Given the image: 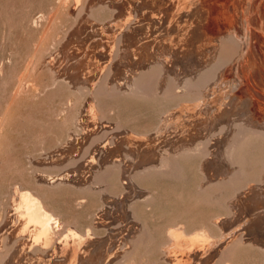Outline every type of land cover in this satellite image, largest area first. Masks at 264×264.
<instances>
[{
  "label": "bare ground",
  "instance_id": "bare-ground-1",
  "mask_svg": "<svg viewBox=\"0 0 264 264\" xmlns=\"http://www.w3.org/2000/svg\"><path fill=\"white\" fill-rule=\"evenodd\" d=\"M99 1H101L102 3L97 7V9H100V12L101 10H109V12H111L112 14L111 20L113 21L107 23L106 25L91 24V22L86 23L83 26H89L86 33L82 32V29L79 27V29L81 30L75 32V37L64 48V61H61L62 63L60 64V66H58L60 72L65 75V78L67 80L66 83H70L68 84V86L74 85L75 87L76 85L75 88H77L78 91L79 88L77 87V85L79 83L82 84L91 82L93 79H95L94 77L96 75L98 76L100 59L101 57L103 58L102 60L106 59L105 53L108 50L110 51V54L107 55L111 56L110 58L108 57L110 61L107 59L106 61H109L111 63V66L109 68L105 67L107 69L105 71V74L102 76V83H100V85H97L96 83L98 89L95 88L96 92H92L87 106L84 107L85 111H83V119L79 117L80 119H82L79 122H81L84 127H88L89 125H96V123L98 125V128L100 127V123L98 124V122L101 119H98L99 116L97 117V115H99L97 114V112L100 110L97 111V109H100L102 106L100 107V102L97 101L99 107H96L97 103L95 95H99L100 97V94L103 93L108 94L109 92H112L113 95L114 92L120 93L121 88L120 90H118V86L129 88V90L130 88L134 87L138 90L137 93L141 90V93L139 95L145 93V96H149L150 93H154V91H156L154 89L158 88L159 92H163H160L162 95L168 96L170 91H174L177 87L180 86V84H176L177 80L178 82L180 81L179 83H181V88L182 85L184 88H186L187 85L193 82L192 78H189V75L192 76L193 73L196 74L195 72H197L199 69L207 67L212 63L209 68L207 67V69H205L204 72H201L200 70L201 73L198 74L199 76L197 77V80H195L197 81V85H199L198 83H200L203 88L205 87L204 91L202 90L203 88L201 89V86H199V89L201 90L199 92L196 90V93L198 92L199 95L202 91L201 96L198 95V97L196 98V100H198L199 102L195 104H185L183 102L185 105L182 104V108L179 107L177 109H180V112H178V114H176L177 111L170 113L164 120L165 122L163 128L159 127L158 129H162V131L157 133L156 131H153L154 134H152V137H150L149 135L151 141L145 140L143 138L142 140H139V138L136 137L138 140L135 139V142L131 143L130 140L131 137H133V131L130 130V134L129 132H127L122 133L121 137L117 136V139L115 141L117 145L115 147L116 149H114L113 152H109L111 150L109 143H113V141L106 142L104 148L102 146V148L105 149V151H102V153H106L105 157H110L113 155L117 157V153L114 152L118 151L120 153L118 164L110 166L111 163L109 165L108 163L105 164V161L107 162L109 158H103L105 160L102 162V169L98 168L99 170L95 171L94 168L96 169V167L93 168V166H96V161L95 163H93L94 161L89 162L91 161L90 159L86 163L85 166H87L91 171L88 174L87 172L82 173L74 183H87L88 179L92 178V185H101L102 180H106L107 177L111 179L110 176L115 173L113 172V170H116V173H118V175L120 174V182L123 183L122 186L124 185V187L126 188L125 190H127V193H119L121 194L120 196H112V194L109 195V190L107 192H103V194L105 195L104 203L106 204L105 206H103L104 209L100 208L103 209L102 211L100 210L101 215L99 217L96 216V218H100L101 224L106 225V229L102 228V231L107 230V226L109 228V232L107 233V235L105 234V231L103 233L100 231L101 234H103V239H98L96 235L95 230H97L98 232L99 225L97 226V229L96 226L95 228L92 227L93 231H89V229H87L88 227H86L88 231L87 233L83 232L85 230L82 227V233H84L82 234L81 232H78V230L75 231L76 226L73 227L75 230L71 228V226L76 225V223L71 225L67 229L66 233L63 234L65 236L62 239H60L62 233L61 235L58 234L59 238H57L56 241L53 230L51 228L52 226L50 225L51 216H49V214L51 213L44 212L45 210H42L43 207H41L42 202L41 205L39 204L42 200V197L40 196L41 199H38L39 196H37V199H33V197L29 193H23V191L19 190L22 192V194H20L19 197V204H16V206H18V219L17 221L13 220L14 223L12 226H10L9 230L10 239L13 237L14 239H17H11L12 241H15L14 243H16V246L12 248L11 251L8 250L10 253L8 254V256H3V258L5 259H3L5 261V263L3 264H112L113 259L119 255H121L122 259L119 256V259L121 260L118 259L119 261L113 264H122L121 261H123V259H126L130 253L126 249H128V246L132 243L134 244V236H138L139 232L137 233V231L140 228V223H142L140 222V219L138 220L135 216L136 213L133 215V211L131 212V205L133 202H131V200H133V198L131 197H137L138 199V197L145 196H141V194H145V191L142 187H137V179L140 180L142 178L141 180H144L145 177L148 179V176H151L150 174L153 173L152 171L166 172L169 169L173 168L174 157L172 152L174 154L183 156H189L192 154L195 155V153H197L200 154V156L206 158L207 160L204 161V165L202 164L201 169L204 175L203 180H208V182L213 178L215 179V177L216 179L220 177L222 179L224 175L230 176V174L232 173L234 176L233 171H235V169L233 170V168H235L234 166L236 164L233 165V162L235 163V161L231 162L230 159L235 160V158H232V154L235 152V149L233 150V148H236V146L239 144L240 141H237L238 139L240 140V138H242L241 133L246 134L249 132L264 134V108L262 106V102L260 101L262 100V98L264 99V50H262V46L264 44V36L261 34V32L257 31L259 27L257 29L255 28V26H259L260 23L262 25V21L264 18V0L263 2H261L262 0H230L228 14L231 15V17L235 16V19H239L240 21L243 20L242 18L241 20L240 17H244V19L246 18L247 22H245L244 20V22L242 21V23H244V27H242L243 24L240 25L241 27L226 25V23H228L229 21L222 24L221 20L223 21V18L221 16V11L219 8H221L220 5H222L223 8L224 0ZM258 3H260L261 15L259 13V10H257ZM250 9L254 11L251 13ZM93 10H95V8ZM104 12L105 11H102L101 13ZM101 15L103 16V14ZM84 23L82 22V24ZM87 41H89L88 45ZM101 44H103L104 47L108 49L106 52H104L105 56H103L104 54L103 52H101L103 48ZM114 45H116L119 49L115 51V53H112ZM61 57L62 56H60V58ZM184 60L185 62H181ZM214 60L215 62H213ZM53 61L52 64L54 63ZM49 64H51V62ZM148 65H150L149 69ZM184 65L189 69L184 70ZM48 67L50 68V66ZM144 67L145 69L147 68V70H144ZM55 71L56 70H53L54 73H56ZM100 74H102V72ZM112 74L115 75V77L112 78L119 82V84H113L114 82H111L112 85H106L107 82L112 81L109 79ZM53 75L55 76V74ZM250 76L252 78L251 82H254L255 87L257 86L259 89H261V91L256 90L258 88L254 89L252 86H250ZM65 78L63 79V81H65ZM175 78H177V80ZM56 80L58 82L57 76L55 77V81ZM60 82H62V80ZM88 85L92 86V89H94L95 83H88ZM197 85L192 84L191 86H194V88L196 89ZM191 86L187 87L188 89L186 88L184 92L192 88ZM79 87H81L80 89L84 90L88 88L82 87L81 85ZM90 88L91 87H89V89ZM135 89L133 93L134 95L136 92ZM81 91L78 92L81 93ZM84 92H82V94ZM98 92H100V94H98ZM125 92L128 93L127 90ZM87 93L83 95H90L91 90H89V92L87 91ZM196 93L194 94L193 92L191 94H193L192 96H194L196 95ZM110 94L111 93H109V95ZM141 96H144V94H142ZM98 99L99 98H97V100ZM260 106H262V108ZM99 118H101V116ZM102 121H104V123L106 122L105 119H103ZM107 123H109V121H107ZM80 127H82V125H80ZM116 127V130L107 131L108 133H105L103 131L104 138L107 134H109V132L112 133L119 130L123 131L122 126ZM85 129V134L93 131L90 127ZM209 132L212 133L210 134L208 140L206 141L205 138L203 140H205L206 142L201 140L205 143L197 141L203 145L200 146L199 143H197L195 147V136L198 135L197 133L209 134ZM146 133L148 135L151 132ZM140 134L141 135H138L143 136L142 133ZM83 135L84 134H82V136ZM100 135L101 137L98 136V141L102 140L101 138L103 136L101 133ZM172 135H174L173 141H170V136ZM206 136L208 137V135ZM239 136L241 137L238 138ZM72 137L74 138V136ZM203 137H205V135H203ZM85 138L87 137H84V139ZM78 139L81 140V138ZM89 139L90 138L86 140L89 141ZM93 139L95 141V137H93ZM93 139L92 141H90V143L93 142ZM78 141L79 140L77 139H75V141L73 140V142L69 141V143L65 144V146L62 149L58 150L57 153L54 152L55 156H57L56 160L58 161V159L64 158L66 153L68 154L71 151H74L79 145V143H77ZM92 144H95V142H93ZM211 144L213 145V153L208 150V147H210ZM166 145L169 146L165 147ZM192 146H194L195 149H193L194 147L192 148ZM87 147L90 150L93 145H91V147H89V145L85 147L87 151L84 149L86 153L84 151L81 158H86V156L89 155ZM118 147H126V149H124L123 152V149H117ZM237 149L239 150V146H237ZM237 149L236 151H238ZM95 151L97 152L98 150L95 149ZM90 152L92 151L90 150ZM92 153L95 154V152ZM69 155L70 154H68V156ZM83 155L85 156L83 157ZM234 155L236 154L234 153ZM152 156H155L154 161L152 159ZM75 160L76 161H73L74 163L77 162V159ZM237 162H239V160H237ZM77 163H79V161ZM71 164L73 166V163ZM98 164L99 163H97V165ZM239 170L241 171V169ZM111 171L113 172V174H111ZM75 172L76 171L65 176L63 174L65 183H68L66 181L72 182L71 178ZM155 172L154 174L157 173ZM235 172L237 174L239 173L238 170H236ZM87 175L89 176L87 177ZM77 176L78 175H76L75 178ZM233 176L229 177V182L235 179L233 178ZM263 178L264 177L262 176V179ZM221 179H219L218 181L216 180V183L214 180H212L214 184L211 183V181L209 182L210 185L209 183H207L206 188L208 190H216L215 192L212 190L215 195H220L222 191L227 192L222 188V186L229 182ZM54 180L55 179H53V181ZM42 181L46 180H41L40 183ZM111 181L109 182L110 185ZM203 182L206 183V181ZM109 183L107 184L108 186ZM138 183L140 185V181ZM230 183L232 184L233 182ZM257 184H249V186H245L246 188L244 187V189H240L242 191L239 190L240 193H236L238 194V196L235 194L237 196H235V201H232V204L229 203L231 206V210H233L232 212L236 216L235 217L233 215L236 218L234 219L233 224L240 222L239 224L234 225V229L235 226L239 225L238 227H242L244 230H242L243 232H241V234L238 233L237 237L233 236L236 239L233 240V238L230 237L232 239L229 238V240H227V236L230 235L231 230L229 229V232H226V228L230 226L229 223L232 222L233 219H224L225 221H220L222 235L224 236L223 239H220L218 241L214 239L215 241H213L210 235V230L207 227L210 234L204 231V228H206V226H204L202 232L196 233L194 235V238H191V240L195 242L198 240V242H200L202 246L197 248L194 247L189 250L187 249V252L185 251L186 253H182L183 246L188 244V238H185L186 235L188 236V231H186V233L184 232V229L183 232H178V230H173V228L168 231V237L170 236L168 240L170 244L168 243L169 248L165 251L164 256L167 257L171 264H213L212 262L214 259L216 260H214V264H226L225 261H228V258L230 259L229 253L233 249H235L234 247H236L238 244L241 245L242 243H246L245 246L247 244L249 246H257L264 251V179L262 180L261 184ZM107 185L101 187L103 189H107ZM82 186L84 187L85 185L81 184V187ZM91 186L88 187L93 190L94 187L92 188ZM232 186L234 185L232 184ZM224 187L226 189V186ZM121 190L122 189H120V191ZM125 190L123 189V192H125ZM227 190L229 191V189ZM116 191L115 193H117ZM148 197H151L150 194ZM217 197L219 198V196H216V198ZM37 200L39 201V203H37ZM142 201L143 200H141V202ZM225 203L226 202H224L223 204ZM133 207H135V205ZM97 215H99V213ZM96 220L97 219H95V221ZM98 221L96 222L98 223ZM215 221H217V223L219 222L218 219ZM70 223L72 222L64 223V225H70ZM233 224L231 226L232 228ZM56 228L58 229V227ZM143 229L140 230V233L144 231ZM100 232L98 233V235H100ZM127 236H131V238L129 237V239L126 240ZM2 243H4L3 239H0V245ZM156 244L159 245V243ZM211 244L212 247L210 246L211 249L208 250V246ZM9 247L11 248V244ZM205 247H207V253L204 251Z\"/></svg>",
  "mask_w": 264,
  "mask_h": 264
},
{
  "label": "rangeland",
  "instance_id": "rangeland-1",
  "mask_svg": "<svg viewBox=\"0 0 264 264\" xmlns=\"http://www.w3.org/2000/svg\"><path fill=\"white\" fill-rule=\"evenodd\" d=\"M261 2H263V0ZM101 3L102 2L99 0H0V239H3L4 242L0 245V264L5 263V259L3 258V256H8V254H10L9 251H11L12 248L16 246V243H14L15 241L12 240L17 239H14V237L11 238L12 240L10 239L9 230L10 226H12L14 223L13 220L17 221L18 219V206H16V204H19V197L20 194H22L21 191H23V193H29L33 197V199H37V196H39L38 199H41L42 197V200L44 202L41 200L39 203V201L37 200V203L41 205L42 202V205H44H41V207H43L42 210H45L44 212L46 213H51L49 214V216H51L50 225L52 226L51 228L53 230L56 241L61 233L62 235L60 236V239L65 236L63 234L66 233L67 229L71 225L76 223L77 224L71 226V228L74 229L73 227L76 226V230H74H78V232L81 233L83 229L85 230L83 231L85 233L88 232L87 229H89V231H93V228H95L96 226L97 229V226L99 225L100 227L98 226V232L97 230H95L96 235L98 239H103V234H101V232L103 233L105 231V234L107 235V233L109 232V228L107 226V230L102 231V228L106 229V225L100 223V218H96V216L99 217L101 215L100 210L102 211L104 209L103 206H105L106 204L104 203L105 195L103 194V192H107L109 190V195L112 194V196H120L121 194L127 193V190H125L126 188L124 187V185L122 186L123 183L120 182V174L118 175V173H116V170H113V172H115L114 174L111 171L112 173H110L114 176L111 175L113 176H110L111 179L107 177L106 180H102L103 184L101 183V185H92L91 183L93 182V180L92 178H89V183L87 182L81 184L87 187H90L92 185L91 187L94 188L92 190L89 187L87 188L84 186V190V187H81L80 183L74 182H76V179L82 173L87 172L88 174L91 171L87 166H85L86 163L91 159V161L89 162L94 161L93 163H95L96 161V166H93V168L96 167V169L94 168L95 171L102 169L101 165L105 160L103 158L107 159L108 157H105V152L102 153V151H105V149L103 148L106 142L113 141L114 144L112 142L109 143V146L111 147V150L109 152H113L114 149H116L115 147L117 144L115 141L117 139V136L121 137L122 133L127 132H129L130 134V130L133 131V134L131 133L133 135L130 140L131 143L135 142V139L137 138H139V140H142L143 138L145 140L151 141L150 137L153 136L152 134H154L155 131L156 133L162 131V129H158L159 127L163 128L165 122L164 120L170 113L177 111L176 114H178V112H180V109L177 110L179 107L182 108V106L185 104H195L199 102L198 100H196V98L199 95L198 92L203 88V86L200 85V83H198L199 85H197V81L195 80H197V77L199 76L198 74L204 72L205 69H207V67L209 68L212 63L207 67L199 69L197 72H195L196 74L191 73L194 77L189 75V78H192L193 81L190 84L197 85L196 89L190 84L186 86V88L190 86L192 87L190 88L191 90L189 89L191 92L189 90V92H184L186 88H184L183 85L181 88V83H179L180 81L178 82L177 78H175L177 80L176 84H180V86L177 87L174 91H170L169 94L167 93L168 96L162 95L161 93L163 92L160 91V93L158 88L154 89L157 92L154 91V93H150L151 95L149 94V96H145V93H142L144 94V96H141L142 94L139 95L141 93V90L137 93L138 90L134 87L130 88V91L129 88L120 87L118 85L117 89L119 88L118 90H120L121 88L120 93L114 92L113 95L112 92H109L112 95H109V93H106V95L105 93L100 94V92H98V94H100V97L99 95H95V98L97 103L96 107H99V105L100 107L102 106V109H97V111L102 110L101 112L98 111L100 113L97 112V114H99L97 115V117L101 116V118L98 117V119H101L98 122V124L100 123V127L98 128L97 123L96 125H89L88 127L92 128L93 130L89 133L92 134H85V128L88 127H84V125L79 121L83 119L82 115L83 111H85L84 107L87 106L92 92H96V89H98L97 85H100V83H102V76L105 74L106 69L111 66V63L109 62V58L111 56H107L108 54H110V51L106 49L103 44H101V46L103 47L101 52H103V54L108 50L105 53L107 57L105 56V54L103 56H105V58L109 61H106V59L102 60V57L101 59L99 58L100 66L98 73L100 74L102 72V74H98V76L96 75L94 77L95 79H93L91 82H88L95 83L94 89H92V86H89L91 84L88 85V83H79V86L81 85L82 87H88V90H84L80 89L81 87L77 85V87L79 88V92L83 90L81 91V93H79L77 91V88H75L76 85L75 87L74 85L68 86V84L70 83H66L67 80L65 78V75L60 72L58 66H60V64L64 61V48L75 37V32H78L82 29V32L86 33L89 27H83L86 23L91 22V24L106 25L107 23L113 21L111 20L112 14L111 12H109V10H101V12L105 11V14V12L101 13L100 9H97V7L101 5ZM229 4L230 0H224L223 8L222 5H220L221 8L219 9L223 18V21L221 20L222 24L229 21L230 23L228 22L226 23V25L241 27L240 25L243 24L242 27H244V23H242V21L244 20L245 22H247V19H244V17H240V19L242 18L243 20L241 19L242 21H240L238 19V21L237 19H235V16L231 17V15L228 14ZM92 8H95V10H93ZM257 8L261 15L260 3H258ZM253 11L254 10L250 9L251 13ZM101 14H103V16ZM90 16L92 19L90 18ZM82 22L85 23L82 24ZM79 27L81 29H79ZM255 28H258L259 30L257 29V31L261 32V34L264 36V18L262 21V25L260 23V25L257 27L255 26ZM89 41H87V45L89 44ZM263 47L264 44L262 46V50H264ZM118 49L119 48L114 45L112 53H115V51H117ZM60 56L62 57L60 58ZM47 61L49 63L51 62V64H49ZM52 61L54 62L53 64ZM181 62H185V60ZM213 62H215V60ZM48 66H50L51 70ZM51 66L53 67V69ZM148 66L147 67L149 69L150 65ZM145 67L144 70H147V68L145 69ZM183 69L185 70L189 68L184 65ZM53 70H56L55 72L57 74L54 73ZM52 73L55 74V76ZM112 75L109 78L112 81L107 82L106 85H112L111 82H114L113 84H119V82L112 78L115 77V75ZM56 76L58 82L57 80L55 81ZM64 78L65 81H63ZM97 78L100 82L97 80ZM249 78V83L251 84L250 86H252L254 89L258 88L257 86L255 87L254 82H251V76ZM61 80L62 82H60ZM199 86H201V89H199ZM89 87L91 88L89 89ZM133 88L136 91L135 95L133 94ZM204 88L202 89L203 91ZM89 90H91L90 95H83L87 93V91L89 92ZM126 90L128 93L125 92ZM196 90L198 91L197 93ZM256 90L261 91V89L259 88ZM82 92L84 93L82 94ZM193 92L194 94L196 93L197 96H192L193 94L191 93ZM201 94L202 91L199 96H201ZM97 98H99L100 100H97ZM97 101L100 102L99 105ZM260 101L262 102V106L264 108V99L262 98V100ZM262 106L260 107L262 108ZM79 117L82 119H80ZM103 119H105V123H107V121H109V123L105 124L104 121H102ZM101 122L103 125L101 124ZM80 125H82V127L84 128L80 127ZM116 126H122L123 131L119 130L117 132H109L110 136L109 134H107L104 138V132L106 133L110 130H116ZM139 132L142 133L143 136H139L141 135ZM146 132L151 133L147 135ZM212 132H209V134H195L198 137L195 136L196 141L194 146L199 143L197 141H201L204 138L207 141ZM100 133L103 137L101 138L102 140L98 141V136L101 137ZM82 134L84 135L82 136ZM199 135L202 136L200 137ZM203 135H205V137H203ZM206 135H208V137ZM72 136H74V138ZM241 136L242 138H240ZM241 136L238 137L240 138V140L238 139L237 141H240L239 144L237 145L236 143V145L239 146V150L237 149V146L236 148H233V150L235 149L234 153L236 155H234V153L232 154L233 156L229 155L232 156V158H235V160H231L228 157L231 162L235 161V163L233 162V165H237L238 163L237 167L235 165V168H233V170H238L239 175L235 171H233L234 176L232 172V174H230V176H233V178H235L233 179V181H230L233 182L232 184L234 186H232V184L228 181L230 177L229 175H226L228 177L224 175L225 178L224 176L222 177V179L228 181L229 183L222 186V188L227 192L222 191L220 195H215V193L212 192L213 189L208 190L206 187L207 183L211 182L212 180H214L216 183L219 179H221V177L218 179H216L215 177L217 181L214 178L209 182L208 180H203L204 175L201 166L202 164L204 165V161L207 159L197 153H195L196 156L194 154L183 156L174 154L172 152L174 157V169L171 168L166 172L156 171L157 173L155 171H152L153 173L150 172L152 173L150 174L152 177L148 176V179L146 177L144 179L143 177L144 180H141L142 178H139L140 180L137 179L138 182L140 181V185L137 182V187H142L145 191V194H141V196H145L138 197V199L137 197H131L133 198V200H131V202L133 201L131 205L133 209L131 208V212L133 211V215L136 213L135 216L138 220L140 219V222L142 223H140V228L137 231V233L139 232L138 236H134V244L132 243L128 246V249H126L130 253L126 259H123V261H121L122 264H171L167 257L164 256V253L169 248L168 239L170 236L168 237V231L173 228V230H178V232H183L184 229V232L188 231V236L186 235V237L184 235L186 239L188 238V244L184 245L183 248L181 247L182 253L187 249L189 250L194 247L197 248L202 246V244H200L198 240L195 242L192 241L191 238H194V235L196 233L202 232L204 226H206V228H204V231L209 233L210 230L211 234H209L211 235L213 241H218L224 238V236L222 235V228L220 223V221L222 220L225 221L233 219V221L231 220L232 222L229 223L230 226L226 228V232H229V229L231 230L230 235L227 236V240H229L230 237H232L233 240L236 239L233 236L237 237L238 233L241 234V232L244 231L242 227H238L239 225L235 226L236 230L234 229V225L239 224L240 222L233 224L236 216L232 212L233 210H231L230 204L233 203L232 201H235V196H238V194L240 193V189H244V187L249 186V184L251 185L258 183L257 185H259V183L261 184L262 180L264 179H262V176L264 177V174H262L264 173V134L248 132L246 134L241 133ZM71 137L74 141L75 139L80 141L77 142L79 143V148L76 145L77 148L74 151H71L72 153H68L70 154L69 156L66 153L67 156L65 155L64 158L58 159L57 161V156H55V153H57L58 150L62 149L65 144H68L69 141L73 142ZM84 137L87 138L84 139ZM93 137H95V141ZM173 137L174 135L170 136V141H173ZM78 138H81V140ZM88 138H90L89 141L86 140ZM92 139L95 144H92L93 142L90 143ZM203 141H201V143L206 142ZM201 143H199L200 146L203 145ZM88 145L89 147L93 145L90 150L92 152H95V154L90 152L89 148L87 147L89 155L86 156V158H81L83 152L86 150L85 147ZM168 146L169 145H166L165 147ZM194 146H192V148ZM195 147L193 149H195ZM212 147L213 145L211 144V146L208 147V150L213 153ZM95 149H97L98 151L96 152ZM117 149H123L122 151L124 152V149H126V147H118ZM236 149L239 152L236 151ZM114 153H117V157L115 155H109L113 159L108 157L110 162L109 160L107 162L105 161V164L108 163L109 165L111 163L110 166L118 164L120 153L118 151H115ZM74 156L75 159H77V162L79 161V163L73 162L76 161L74 159ZM84 156L85 155H83V157ZM154 157L155 156H152L153 161L155 160ZM237 160H239V162H237ZM70 162L73 163V166ZM97 163L99 164L97 165ZM239 169H241L242 172ZM74 171L76 172L71 178L72 182L66 181L68 183H65L64 176ZM154 172L156 174H154ZM76 175L78 176L75 178ZM88 176L89 175H87V177ZM52 178L56 181L54 180V182ZM40 179H45L47 183L46 181H42L40 183ZM234 180L236 181V183ZM110 181L111 185L109 183ZM203 181H206V183H204ZM105 183L106 185L109 183V186L107 185L109 189L108 187L107 189L104 188V191L102 187L106 186ZM211 183L214 184L213 181ZM99 186H102L101 190ZM224 186H226V189ZM120 189H122V192L124 189L125 192L122 193ZM227 189H229V191ZM116 190H118L119 192ZM146 190H150L149 192L151 193ZM115 191L117 193H115ZM148 193L151 197H148ZM33 194L34 196H36L34 197ZM216 196H219V198H216ZM139 199L143 201L141 202V200ZM224 202L226 203L223 204ZM133 204L135 205V207H133ZM98 213L99 215H97ZM216 218L219 221L218 223L217 221H215L217 220ZM95 219H97L96 221L99 220L98 223L95 221ZM69 222L72 223H70V225H64V223ZM232 224L233 228L231 227ZM56 227H58V229ZM86 227L88 228L86 229ZM207 227L209 230L207 229ZM142 229L144 231L140 233V230ZM99 232L100 235H98ZM129 237L131 238V236H127L126 240L129 239ZM156 243H159L160 246ZM10 244L11 248L9 247ZM245 244H238L236 247H234L235 249H233L232 246L233 250H230L232 252V255L230 252V259L228 258V261H225L226 264H264V251L257 246H249L248 244L245 246ZM210 246L212 247V244L208 246V250L211 249ZM206 249L207 247L204 248V251L207 253L208 250ZM119 256L121 258V255ZM119 256H117L118 258L116 257L113 259L114 262L112 261V264L122 259H119ZM214 260L212 262L213 264L216 261Z\"/></svg>",
  "mask_w": 264,
  "mask_h": 264
}]
</instances>
